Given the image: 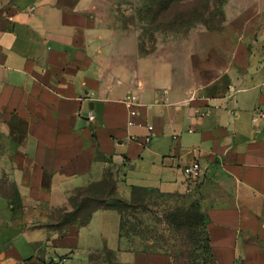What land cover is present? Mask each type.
Returning <instances> with one entry per match:
<instances>
[{"label":"crops","instance_id":"1","mask_svg":"<svg viewBox=\"0 0 264 264\" xmlns=\"http://www.w3.org/2000/svg\"><path fill=\"white\" fill-rule=\"evenodd\" d=\"M93 8L0 0V264H90L106 251L122 264H169L124 244L115 209L57 222L108 170L118 191L199 196L213 264H264V120L251 121L264 110V28L186 96L116 58ZM193 161L198 179L184 173Z\"/></svg>","mask_w":264,"mask_h":264},{"label":"rangeland","instance_id":"2","mask_svg":"<svg viewBox=\"0 0 264 264\" xmlns=\"http://www.w3.org/2000/svg\"><path fill=\"white\" fill-rule=\"evenodd\" d=\"M261 1L94 0L93 12L111 31L116 58L131 62L136 74L188 96L230 67L241 40L249 45L258 41L264 28ZM108 202L125 210L122 236L128 248L164 252L169 264L209 260L196 194L116 189ZM64 216L58 211L57 222L74 217ZM115 260L113 253H94L90 264H117Z\"/></svg>","mask_w":264,"mask_h":264},{"label":"trees","instance_id":"3","mask_svg":"<svg viewBox=\"0 0 264 264\" xmlns=\"http://www.w3.org/2000/svg\"><path fill=\"white\" fill-rule=\"evenodd\" d=\"M115 190H116L115 182L112 179L111 172L108 170L105 173L104 179L102 181L94 183V184H92V185H90L84 189H80L79 192L75 196H73L69 199V206H71L73 209L71 214L74 215V217L70 218L68 221L74 220L75 218H78L81 222H86L89 219V216L94 209H99V208L115 209L120 213V231H121V236H122L123 220H124L123 213L125 210H124V208H121L119 206H115V205L110 204L108 202L110 197L114 195ZM133 190H150V189L149 188L133 187L131 189V191H133ZM91 203H93L94 205L92 206ZM81 212H84L85 216L80 215L79 213H81ZM64 215H65L64 217H67V213H65ZM65 222H67V221H65ZM203 228L205 230V216H204ZM203 250L205 251L206 255L208 254L207 258L209 259L204 264H213V259H212V255H211L209 243H208V237L206 239V244L204 245ZM106 252L113 253L111 251H106ZM116 263L122 264V263L117 262V261H116ZM108 264H111V262H108Z\"/></svg>","mask_w":264,"mask_h":264},{"label":"built area","instance_id":"4","mask_svg":"<svg viewBox=\"0 0 264 264\" xmlns=\"http://www.w3.org/2000/svg\"><path fill=\"white\" fill-rule=\"evenodd\" d=\"M136 99L137 98L135 95H131L128 97L127 103H128V101H129V103H131V102L135 101ZM129 103H128V105H129ZM260 119L264 120V110H260L258 108L253 109L251 121L253 123H256ZM147 129L149 131L152 130V126L148 125ZM150 140H151V134H147L144 138V142L148 143V142H150ZM184 173L186 174L187 177H189L191 179H198L200 176V165H199L198 161H193L190 165L186 166L184 168Z\"/></svg>","mask_w":264,"mask_h":264}]
</instances>
